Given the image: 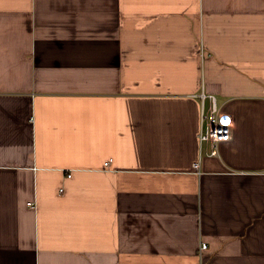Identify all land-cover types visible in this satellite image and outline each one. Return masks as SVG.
<instances>
[{
  "label": "crops",
  "instance_id": "crops-1",
  "mask_svg": "<svg viewBox=\"0 0 264 264\" xmlns=\"http://www.w3.org/2000/svg\"><path fill=\"white\" fill-rule=\"evenodd\" d=\"M200 261L264 264V0H0V264Z\"/></svg>",
  "mask_w": 264,
  "mask_h": 264
},
{
  "label": "built area",
  "instance_id": "built-area-1",
  "mask_svg": "<svg viewBox=\"0 0 264 264\" xmlns=\"http://www.w3.org/2000/svg\"><path fill=\"white\" fill-rule=\"evenodd\" d=\"M205 57V54H203ZM200 100V121L197 143L199 144L198 161L192 166L194 172L200 175V161L202 158H214L218 155V148L221 144L229 143L231 139V117L222 113L217 98L213 95L200 93L197 96ZM70 177V175H68ZM27 206L35 209L32 203ZM200 252L208 247L205 243L200 244ZM199 258L201 256L199 255ZM199 264H202L200 261Z\"/></svg>",
  "mask_w": 264,
  "mask_h": 264
}]
</instances>
